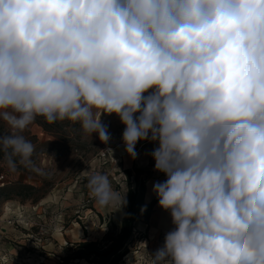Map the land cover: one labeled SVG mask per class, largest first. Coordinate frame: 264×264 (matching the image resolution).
<instances>
[{"label":"clouds","instance_id":"1","mask_svg":"<svg viewBox=\"0 0 264 264\" xmlns=\"http://www.w3.org/2000/svg\"><path fill=\"white\" fill-rule=\"evenodd\" d=\"M105 113L132 159L157 145L173 227L150 264H264V0H0L2 163L33 165L38 117L107 145ZM79 175L127 206L107 173Z\"/></svg>","mask_w":264,"mask_h":264},{"label":"rangeland","instance_id":"2","mask_svg":"<svg viewBox=\"0 0 264 264\" xmlns=\"http://www.w3.org/2000/svg\"><path fill=\"white\" fill-rule=\"evenodd\" d=\"M41 123L46 122L38 117L22 133L35 146L33 165L18 172L0 164V177L6 186L21 182L34 189L25 200L13 197L0 203V264H89L73 260L77 244L87 241L100 248L109 246L106 237L119 233L125 207L98 206L79 172L90 169L107 173L113 190L126 193V199L129 188L124 178L128 175L121 177L120 165L114 167L101 160L104 143L96 133L86 136L78 123L67 120L46 123L50 131L43 130ZM0 124L8 133V126L2 120ZM149 168L148 172H136L140 180L158 176L154 161ZM130 181L135 190L134 180ZM157 211L155 207L148 226L142 220L136 223L129 254L121 264H129V260L150 264L149 254L163 245L173 225L169 212L162 208Z\"/></svg>","mask_w":264,"mask_h":264},{"label":"trees","instance_id":"3","mask_svg":"<svg viewBox=\"0 0 264 264\" xmlns=\"http://www.w3.org/2000/svg\"><path fill=\"white\" fill-rule=\"evenodd\" d=\"M42 118V117H41ZM43 130L50 131V127L46 123H41ZM7 132L4 131L0 124V134ZM3 157L0 155V164ZM24 165H17V171H24ZM2 170L0 169V172ZM128 175V193H127V206L125 207V216L121 222V229L118 234H108L109 246L100 248L99 245L93 242H82L77 244L76 250L73 255V260L85 261L89 264H121L124 257L129 254L128 245L133 237L134 228L136 223L142 222L148 226L156 205L158 204L157 197L150 203L145 204L144 199L146 195V182L140 180L137 174L134 176L136 189H132L131 173ZM34 190L31 187L25 186L21 182H17L4 188H0V203L9 201L13 197L25 200L27 193ZM142 208L146 209L142 211Z\"/></svg>","mask_w":264,"mask_h":264},{"label":"crops","instance_id":"4","mask_svg":"<svg viewBox=\"0 0 264 264\" xmlns=\"http://www.w3.org/2000/svg\"><path fill=\"white\" fill-rule=\"evenodd\" d=\"M100 119L101 123L107 126L111 137L108 144L114 148L117 155L121 156V162L119 164V170L121 173L119 175L123 177L126 173H131L135 176L138 171L148 172L150 170L149 167L154 161L151 157V152L157 145L147 141L138 142L136 145L137 158L132 159L124 149V144L121 138L124 125L120 122L119 117L115 114L109 115L105 113L101 115ZM164 179L165 176L159 173L158 176H153V178L146 181L145 204H150L156 197V195L152 192L153 184L156 182H162ZM156 208H158L159 211L161 210L158 204L156 205Z\"/></svg>","mask_w":264,"mask_h":264},{"label":"built area","instance_id":"5","mask_svg":"<svg viewBox=\"0 0 264 264\" xmlns=\"http://www.w3.org/2000/svg\"><path fill=\"white\" fill-rule=\"evenodd\" d=\"M112 149V152L111 151H107V149ZM100 158L101 160H103V162L108 163V164H111L113 165L114 167H116L117 165L120 164L121 162V156L117 155L114 151V148L109 145V144H104V148H103V151L100 153ZM114 180H116V177L115 175L113 176ZM134 178L131 177L130 180H133ZM4 181V178L3 177H0V188H4L6 186V184L3 182ZM124 181H128V178H124ZM3 222L2 220H0V225H2ZM8 224H12L11 221H8Z\"/></svg>","mask_w":264,"mask_h":264},{"label":"bare ground","instance_id":"6","mask_svg":"<svg viewBox=\"0 0 264 264\" xmlns=\"http://www.w3.org/2000/svg\"><path fill=\"white\" fill-rule=\"evenodd\" d=\"M168 216V215H167ZM168 217H170V214H169V216Z\"/></svg>","mask_w":264,"mask_h":264}]
</instances>
